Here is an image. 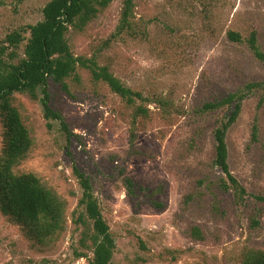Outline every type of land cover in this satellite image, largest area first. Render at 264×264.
Wrapping results in <instances>:
<instances>
[{"label":"rangeland","instance_id":"obj_1","mask_svg":"<svg viewBox=\"0 0 264 264\" xmlns=\"http://www.w3.org/2000/svg\"><path fill=\"white\" fill-rule=\"evenodd\" d=\"M49 1L0 0V45L42 20ZM123 7L124 0H112L67 36L76 56L94 57L141 93L135 105L78 66L68 91L50 85L69 139L58 121L49 127L40 93L13 96L33 139L14 171L34 173L64 201L65 228L40 243L0 211V264H89L92 224L79 207L75 167L90 177L110 226L114 264H242L247 250H264V201L257 200L264 196V90L247 95L227 134L230 169L247 191L242 201L222 190L224 174L214 164V131L231 109L202 110L264 81V61L247 42L256 33L264 53V0H134L132 33L112 37ZM230 30L245 41L229 40ZM138 106L147 114L137 115ZM4 149L0 112V155Z\"/></svg>","mask_w":264,"mask_h":264},{"label":"trees","instance_id":"obj_2","mask_svg":"<svg viewBox=\"0 0 264 264\" xmlns=\"http://www.w3.org/2000/svg\"><path fill=\"white\" fill-rule=\"evenodd\" d=\"M111 1L50 0L42 9V20L13 30L0 45V112L5 126V149L0 155V211L23 225L26 233L40 243L50 241L65 228V203L34 173L14 171L31 149L33 139L19 109L13 105V96L18 92H28L38 97L40 93L49 127L51 121H58L69 139L73 132L63 114L50 104V85L51 82L61 84L62 89L68 91L66 79L72 75L79 79L78 66L90 70L94 81L105 82L128 105H135L137 99L142 98L141 93L122 83L107 66L99 65L94 57L76 56L67 36L70 30L84 29ZM133 7L134 0H124L121 19L112 37L124 32L132 33ZM26 33H29L28 37ZM227 35L233 42L245 41L239 32L230 30ZM247 42L256 57L264 61L256 33H252ZM24 43L21 54L20 48ZM258 89L264 90V81L249 83L244 89L221 100L207 102L202 107L203 111L217 110L226 105L231 109L214 131V164L224 174L220 180L222 190H232L238 201L244 199L247 191L230 169L227 134L241 113L244 99ZM147 111L142 106L137 107V115H146ZM257 131V126H254V141L258 138ZM74 173L82 189L79 207L83 210L82 215L92 224L87 230L93 251L89 264H114L115 240L94 194L91 179L78 167L74 168ZM127 184L129 191L134 192L132 181L128 180ZM257 200L264 201V196H258ZM254 225H259V222L256 220ZM195 233L197 237H202L199 230ZM242 264H264V250H247Z\"/></svg>","mask_w":264,"mask_h":264}]
</instances>
